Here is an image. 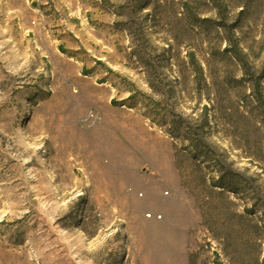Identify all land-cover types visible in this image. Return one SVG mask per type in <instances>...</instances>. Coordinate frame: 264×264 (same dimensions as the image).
<instances>
[{"label": "rangeland", "instance_id": "1", "mask_svg": "<svg viewBox=\"0 0 264 264\" xmlns=\"http://www.w3.org/2000/svg\"><path fill=\"white\" fill-rule=\"evenodd\" d=\"M222 183L264 224V0H0V264H189Z\"/></svg>", "mask_w": 264, "mask_h": 264}, {"label": "trees", "instance_id": "2", "mask_svg": "<svg viewBox=\"0 0 264 264\" xmlns=\"http://www.w3.org/2000/svg\"><path fill=\"white\" fill-rule=\"evenodd\" d=\"M222 184L221 190L205 187L207 201L203 205L208 209L203 224L222 253L208 241L200 245V250L190 253L189 264H264V224L241 212L227 192L236 190ZM210 253L213 259L208 256Z\"/></svg>", "mask_w": 264, "mask_h": 264}]
</instances>
